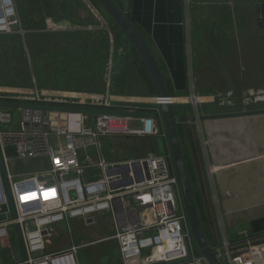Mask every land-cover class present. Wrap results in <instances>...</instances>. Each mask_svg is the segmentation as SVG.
Returning <instances> with one entry per match:
<instances>
[{"label": "built area", "instance_id": "obj_1", "mask_svg": "<svg viewBox=\"0 0 264 264\" xmlns=\"http://www.w3.org/2000/svg\"><path fill=\"white\" fill-rule=\"evenodd\" d=\"M15 32L24 33L16 0H0V35ZM112 74L110 64L104 94L48 91L37 85L10 87L0 81V102L143 111L141 102L122 101L110 93ZM236 96L228 92L213 99L233 105ZM241 97L243 104L264 103V91L249 90ZM122 103L128 106L118 108ZM156 111L158 117L98 115L94 122V116L79 111L0 107L5 168L4 177L0 164V216H6L0 221V249L9 245V227L18 226L26 259L16 257L17 264H64L69 258L77 263V247L44 253L56 224L83 219L88 227L97 224V216L110 215L115 229L112 239L124 264H209L195 249L171 155L124 161H110L105 155L104 140L112 136L167 140ZM132 121L139 126L132 127ZM32 161H47L44 175L15 180V164ZM10 196L16 217H12ZM241 235L245 239L241 245L225 240L223 248H214L219 264H264V238L255 240L247 232ZM159 248L162 253H156Z\"/></svg>", "mask_w": 264, "mask_h": 264}, {"label": "crops", "instance_id": "obj_2", "mask_svg": "<svg viewBox=\"0 0 264 264\" xmlns=\"http://www.w3.org/2000/svg\"><path fill=\"white\" fill-rule=\"evenodd\" d=\"M119 1H121V8H123L125 0ZM259 1H250V5H253L252 7L254 8L252 10L254 18V4ZM17 5L24 33L15 32L0 35V38L13 41V47L10 48L8 46L7 49H9L7 51L11 52L12 55L16 53L20 58L21 64H38L35 60L37 52L43 54L41 60L43 64H68V60H71L74 64H81L84 61H86V64H106V61H108L109 64L114 58L115 44L123 41V45L116 46L121 49V52L120 50L117 51L119 52V57L113 73L115 75L114 82H116V77L120 76L122 82L117 83L121 85L119 92L126 93L130 97L147 100L146 96H149L150 92L147 81L151 79L150 74L141 58V62L133 56H131V60L126 57L127 59L124 58L125 60L121 62V58L126 55L125 51L128 49L129 43L124 41L123 38H114L111 31V18L101 6H96L92 0H17ZM241 5V0H130L128 15L130 21L144 37L156 57L167 84L169 81L174 96L179 98L187 96L193 98L194 96L196 98L206 97L210 99L220 94L231 91L237 92V90L242 89L240 86L242 83L239 84V71V76L234 80V83L230 82L223 85L220 80H217L219 87L213 90L205 91V89L200 87L198 89L195 87L197 76L194 70V64H206L198 78L200 84L206 85L208 81L203 78L207 76L208 78L206 79H210L205 72L207 64H230V69H232L231 64H239L235 62L234 48L237 45L240 47V37H242V29L238 27L242 13ZM258 31L259 33H264L262 29ZM249 36L251 34H248ZM218 54L224 55L220 57ZM30 58H33V60ZM5 60L1 61H4L5 64L10 63ZM79 61L80 63H78ZM125 61H127L126 65H124ZM118 67L122 69L121 74L116 71ZM28 68L33 71L31 66ZM89 69L88 74L80 77V84L65 87L49 86L46 88L41 83L36 82L35 79L32 82L29 81L28 84L21 85L14 84L13 81L2 79L0 81L5 86L10 87L32 88L37 85L38 88L48 91L104 94L107 89L105 66L99 74L91 72V68ZM130 69L134 70L137 76ZM237 84H239L238 87ZM130 97H118V99L127 101L126 99ZM243 121L246 122V120ZM261 123H264V119L256 120L254 129H257L258 126L261 127ZM137 126H139V123H137ZM192 128L187 126V131L185 130L186 133L184 135L190 142L188 148L190 150L188 151L186 148V153L188 152L187 155L195 168V175L198 174V169L200 174L203 175L205 167L209 168L210 164L213 165L211 172L217 170L218 165H220L221 170L229 168L230 165L228 166V163L218 162L215 164L214 158L211 162L209 160L210 153L207 148L212 147L211 144L214 142L212 141V135L215 133L211 126L209 128V123L202 124L201 130L197 128L203 139L205 133L208 136L201 143L196 140L195 132ZM233 131L237 130L234 129ZM259 133H262V131H259ZM159 144L162 149L165 148L164 151L167 150V142L164 145L163 141H159ZM224 144L230 145L226 141ZM247 147L251 148L248 145ZM226 148L228 147L226 146ZM202 149H204L207 160L204 158ZM155 152L150 150L146 154L155 153L154 155H160L163 151ZM256 155L259 156L260 154ZM135 157L139 156L136 155ZM33 165L44 170L48 163L47 161H35ZM214 167L216 168L214 169ZM201 177L203 178V176ZM225 198L227 202L229 199L227 196ZM253 204L247 211L245 209L233 213H228L232 209H228L229 207L225 206L227 227L230 230L238 229L237 234L232 231L235 234L232 241H228L226 236L225 240L235 245H241L245 240L241 235L242 232H247L255 240L264 238V201L254 202ZM69 221L71 220H67V223ZM57 226L58 224H56L55 233L51 238L58 235ZM112 230L114 234L115 229L113 226ZM73 239H70L71 242H69L68 248L62 245L54 246L53 242L48 240L44 253L56 254L68 251L73 247H77L78 250L82 245H77V240L74 241ZM213 244H215V241H213ZM21 257L20 259H22Z\"/></svg>", "mask_w": 264, "mask_h": 264}, {"label": "rangeland", "instance_id": "obj_3", "mask_svg": "<svg viewBox=\"0 0 264 264\" xmlns=\"http://www.w3.org/2000/svg\"><path fill=\"white\" fill-rule=\"evenodd\" d=\"M250 1L255 2L259 0H241L242 13L239 18L238 27L242 29V37H240V47L237 45L234 48L235 62L239 64H231L232 69L229 68L230 64H207L205 72L210 79H206L208 78L207 76L206 78H203L205 81H208L206 82V85H202L198 82L200 72L201 70H203L206 64H194V70L197 76V84L195 85L196 88L199 89L200 87L205 89V91H210L219 87V85H217V80H220L223 85H226L230 82L234 83V80L237 79V77L240 75L239 84L242 83V85H240L242 89H240L239 91L237 90V92L231 91L234 94H237V99L235 98L231 102V104L233 103V105H224L219 102H215L213 98L207 99L206 97H200L197 102L199 111L201 113H221L237 110L241 111L264 108V103L258 105H247L243 104L241 101V96L243 94H246V92H248L249 90L264 91V33H259V28L255 26L253 15L254 13L252 11L254 10V8L252 7L253 5H250ZM16 30H18V28H16ZM248 34H251V36L248 37ZM123 39L124 41H127L129 43V47L127 46L128 49H126L125 51L126 55L121 58V62H123L125 60L124 58L126 57L131 60V56L141 62L140 56L137 55V51L134 50L130 42L126 39V37H124ZM0 40V79L13 81V83L17 85L28 84L29 81L32 82V80L35 79L36 82L41 83V85L46 88H48L49 86L65 87L69 85H78L80 84V77L89 73V68H91V72L99 74V72H102V68L105 66V76H108L109 65L111 64L114 73L117 64V58L119 57V52L117 51L120 50L121 52V49L117 48L116 46H121L124 44L123 41H119V43L115 44L113 52L114 58L109 64L108 61H106V64H86V61L81 64H74L71 60H68V64H43V62L41 61L43 54L37 52L35 54V60L38 64L27 65L21 64L20 58L16 53H14V55H12V53L9 51L8 55H5L3 53L2 47H4V44L7 47L10 46V48H12L13 41L4 38H0ZM223 55L224 54H218V56L220 57H222ZM4 59H6L5 61H8L10 63L5 64L4 61H1ZM30 59L33 60V58ZM78 63H80V61ZM29 66L32 67L33 71H30V69L28 68ZM130 70L133 71L135 76H137L134 70ZM114 76L115 75L112 74L113 80ZM217 77L218 79H216ZM239 84H237V87L239 86ZM113 92L114 90L112 86L110 93L113 95ZM123 94L125 95L113 96L125 98L130 97L127 96L126 93ZM177 98L179 97H175L174 99ZM136 99L138 98H134V102H141L140 105L143 110L153 109V107H155V109L157 110V107L154 105V103L148 100L139 101ZM182 99H184L185 101L181 102ZM176 101H178L175 103H178L177 110L179 112V116L193 115L194 106L192 104L191 96H187L184 98L181 97L180 100ZM122 106L124 108L128 105L122 103L118 108H122ZM187 107L191 108V113L189 114H187V112L185 113ZM259 119H264V116L252 117L251 120L249 119L250 121L248 119H244L247 120L246 122L241 120L243 123L241 121H220L209 124V128L211 126L216 133L220 131L219 133L221 134H219L220 136H218L216 133L212 135L214 137V140L212 141L214 142H212L211 144L212 147L207 148L208 152L210 153V162L214 158L215 164L218 162H222L223 164L228 163V166H236L233 167L234 169H231V167H229L230 169L227 168L225 171L226 174L224 175V171H222L219 167L220 165L217 166V171L214 172H211V168L213 167V165L210 164L209 168L206 166L205 169L203 165V169L205 171L203 175L201 174V176H203L204 178H202L204 182V196L202 197L201 204L203 205L202 207H204L203 217L208 218V221L212 222V228L210 230L208 240L209 242L211 241L210 244L215 249L218 246L223 248L224 241L226 239L225 236L227 237L228 241H232L233 236L235 235L232 233V231H234V233L236 234L238 231V229L230 230L227 227L225 221V206L229 207L228 209H232L229 210L230 212L228 213H233L236 211L238 212L240 210H244L246 208H250L248 206L254 205L251 204L252 202L264 201V171L261 167H258L264 165V161H262L264 160V152L259 156L256 155L260 150H264V123H261V127L258 126L257 129H254V122ZM131 125L132 127H136L137 122L132 121ZM181 125L185 127L184 134L186 133L185 130L187 126L193 127L192 130L195 132V138L197 141H199V143H201L202 140H206V138L208 137L206 133L204 139L201 137L197 129L198 126L195 123H181ZM234 129H236L237 131H233ZM259 131H262V133H259ZM233 132H236L235 135L241 132H247L248 134H250L248 135L246 133L248 143L243 146L238 145L237 143H231L230 145L224 144V142L226 141L224 139V136H230ZM131 137L130 139H125L122 136H112L110 139L104 140V152L106 157L110 161H124L128 159L146 158L152 155L146 154V156L140 157L145 154L146 151H144L143 141H141L140 137ZM189 145L190 142L185 136L184 147L185 149L187 148L188 151L190 150L188 149ZM247 145L251 148H248ZM226 146L228 148H226ZM202 153L205 160H207L204 149H202ZM252 153H254L255 155H251ZM136 155H138L139 157H135ZM200 157L202 162L201 153ZM233 158L237 160L250 161L251 163L241 166L233 165V162L231 161ZM31 164L33 165V161L32 163H16L14 166V170L15 173H17L16 175L18 176H16L15 180H20L22 179V177L27 178L30 176H38L39 178H41V176L44 175V172H46L45 168L44 170H42L36 168L34 165L32 166ZM193 189H195V191L199 193V187L196 184H193ZM226 196L229 199L227 200V202L225 199L224 201L222 200V198ZM69 220L71 221H69L68 223L67 221H64L58 224V226L56 227L58 235H55L56 237L49 239V241L51 240V242H53L52 244L54 246L62 245L68 248L70 244L69 242H71L70 239L74 238V241L77 240V245H82L76 253L77 264H124L121 258L119 245L114 239H112V236H114V234L112 233V226L114 227V223L110 215L97 216V224L88 227H85L86 225L84 224L83 219ZM69 227L71 228V232ZM9 232H12L11 240L8 246L0 249V264H17V261L15 262L14 259L16 257L20 258L22 254L16 228L14 226L9 227ZM213 241H215V244H213ZM21 258L23 259V256ZM130 264H133V262H131Z\"/></svg>", "mask_w": 264, "mask_h": 264}, {"label": "water", "instance_id": "obj_4", "mask_svg": "<svg viewBox=\"0 0 264 264\" xmlns=\"http://www.w3.org/2000/svg\"><path fill=\"white\" fill-rule=\"evenodd\" d=\"M100 6L105 10L111 20L119 27V29L123 32L126 39L130 42L133 48L137 51L138 55L140 56L141 60L143 61L145 67L147 68L150 77L152 79L154 88H155V96L148 97L146 96L147 100L156 99L154 105L157 107L162 122L164 126V130L167 137V143L170 150V155L172 157V162L175 168V172L178 178L179 188L181 192L182 202L184 206V210L187 215L189 229L191 235L194 240V244L196 249L200 255H202L209 264H219V260L217 257V253L215 249L210 244L205 231L204 227L200 218L199 209L197 206L194 189L192 185V181L189 174V169L184 153L183 144L181 141V136L179 132V125L181 123H195L199 130H201L202 124H210L214 122L220 121H243L244 119H250L256 116H264V108H256L250 110H237L231 112H221V113H201L199 111L198 102L195 101V98H192V104L194 106V113L193 115L189 116H179L174 111V106L178 103L172 102L173 97H171L167 82L165 80L164 74L161 70V67L156 60L152 50L150 49L148 43L138 31V29L133 25L128 17V8H129V1L125 0L124 7L121 8L115 0H97ZM256 19L258 25L264 29V2L258 3L256 5ZM127 64V61L124 62V65ZM117 73L121 74L122 69L117 68ZM121 78L120 76L116 77V83H120ZM1 108H25V109H36L42 111H79L85 114H89L94 116V122H96V117L98 115H114V116H122V117H129L133 119H143V118H151L152 114L145 111L139 112H128V111H120V110H101V109H71V108H64V107H57V106H46V105H33V104H17V103H7V102H0ZM247 133V132H246ZM245 132L237 133L233 132L232 135H225L226 142L228 144H238V145H245L247 144V137ZM249 135V134H248ZM236 136V138H235ZM237 140V142H236ZM264 150H260L258 154H262ZM251 155H255L252 153ZM250 156V155H249ZM247 158V157H246ZM245 159V158H241ZM234 160V161H233ZM232 162H235L237 159L233 158ZM251 163V162H250ZM0 164L3 170V174L5 177V168L1 157L0 151ZM247 165L246 163H241L240 165ZM231 169L236 166H229ZM261 167L264 171V165L258 166ZM230 169V168H229ZM225 173V168H223ZM222 170V171H223ZM6 187L8 188L7 182ZM226 200L225 197L222 198L224 201ZM10 207L12 209L13 217H16L14 203L12 197L10 196ZM250 207V206H248ZM248 208H246L247 211ZM250 209V208H249ZM245 210V209H244ZM249 212V211H248ZM246 212V213H248ZM6 216H0V221L5 220ZM17 228V234L19 238L20 248L22 251V256L26 259V252L25 247L22 239L21 232L19 227ZM155 264H164L162 263H155Z\"/></svg>", "mask_w": 264, "mask_h": 264}, {"label": "trees", "instance_id": "obj_5", "mask_svg": "<svg viewBox=\"0 0 264 264\" xmlns=\"http://www.w3.org/2000/svg\"><path fill=\"white\" fill-rule=\"evenodd\" d=\"M116 1V3L120 6V7H122V5H121V2L120 1H118V0H115ZM92 2L96 5V6H100V4L98 3V1L97 0H92ZM128 17H129V15H128ZM129 19H130V17H129ZM110 24H111V31H112V33H113V35H114V38L116 39L117 37H119L118 39H120V38H124L125 36H124V34H123V32L119 29V27L117 26V25H115V23L111 20V22H110ZM9 49V48H8ZM7 49V46L5 45L4 47H2V50H3V53L5 54V55H8V50ZM135 50V49H134ZM137 53V52H136ZM138 55V54H137ZM147 86L150 88V92H149V96L148 97H154L156 94H155V88H154V85H153V83H152V81H151V79H148V81H147ZM167 86H168V88H169V92H170V95H171V97H175L174 96V93H173V91L171 90V86H170V84H169V81H168V84H167ZM121 87V85H119V84H117L116 82H114V84H113V90H114V92H113V94L114 95H125V94H123L122 92H119V88ZM152 108V107H151ZM177 108H178V105H176V106H174V111H175V113L177 114V115H179V112H178V110H177ZM185 108V107H184ZM143 111H145V112H149V113H152V114H154V116H156V117H158L159 115H158V112L156 111V109H155V107H153V109H147V110H143ZM187 112V114H189V113H191V108L190 107H187V110L185 111V113ZM251 119V118H250ZM249 120V119H248ZM247 121V120H246ZM184 125V124H183ZM179 127V132H180V136H181V141H182V144H183V148H184V153H185V157H186V161H187V165H188V169H189V174H190V178H191V181H192V185L193 184H196L198 187H199V193L197 192V191H195V189H194V194H195V198H196V202H197V206H198V209H199V213H200V218H201V221H202V224H203V227H204V231H205V234H206V236H207V238L209 237V233H210V230H211V228H212V222H209L208 221V218H205V217H203V215H204V211H203V209H204V207H202L203 205L201 204V201H202V197L204 196V194H203V187H204V182H203V180H202V177H201V174H200V170L198 169V174L197 175H195V173H194V166H192V163H191V161H190V159H189V157H188V155H187V153H186V149H185V147H184V128L185 127H183L181 124L178 126ZM224 137H226V136H224ZM123 138H125V139H130V137H123ZM131 138H133V137H131ZM135 138H139V137H135ZM225 139V138H224ZM141 141H143V147H144V151H145V154H143V155H146V153L147 152H149L150 150H153L154 152L155 151H163L162 152V154H160V155H166V154H168V155H170V150H169V147H168V143H167V150H165L164 151V145L166 144V140L165 139H161V138H141ZM159 141H163V148L164 149H162L161 148V146H160V144H159ZM225 141V140H224ZM165 142V143H164ZM146 147H147V149H146ZM218 147V146H217ZM155 153H157V152H155ZM154 153V154H155ZM217 154H219V153H217ZM142 155V156H143ZM233 160V159H232ZM231 160V161H232ZM234 161V160H233ZM239 164H241V163H238L237 162V160L235 161V162H233V165H239ZM214 169H215V167H214ZM214 171H217V170H214ZM254 202H252L251 204H253ZM209 239V238H208Z\"/></svg>", "mask_w": 264, "mask_h": 264}, {"label": "bare ground", "instance_id": "obj_6", "mask_svg": "<svg viewBox=\"0 0 264 264\" xmlns=\"http://www.w3.org/2000/svg\"><path fill=\"white\" fill-rule=\"evenodd\" d=\"M6 5H8V2H6ZM134 98H136V97H132L131 99H126V100H130V101H132V102H134ZM193 98H195V101H198L199 99H200V97H194L193 96ZM181 98H177V99H172V102H178V101H176V100H180ZM136 100H139V101H144L145 99H140V98H138V99H136ZM148 101H150V102H155L156 101V99H150V100H148ZM185 100L184 99H182L181 100V102H184ZM190 102V101H189ZM180 103V102H179ZM213 103V102H212ZM257 117V116H256ZM216 133V132H215ZM218 136H220L219 135V132L218 133H216ZM212 138H213V140H214V137L212 136ZM214 146H215V144H214ZM237 162L238 163H246L247 162V164L248 163H250V161H244V160H237ZM168 243L169 242H166V244H165V247L168 245ZM163 252V248H159V249H157L156 250V253H162ZM69 261H66L64 264H77L72 258H69L68 259ZM41 264H46L45 262H42ZM55 264H62V263H55Z\"/></svg>", "mask_w": 264, "mask_h": 264}, {"label": "flooded vegetation", "instance_id": "obj_7", "mask_svg": "<svg viewBox=\"0 0 264 264\" xmlns=\"http://www.w3.org/2000/svg\"><path fill=\"white\" fill-rule=\"evenodd\" d=\"M262 2H264V0H262V1H259V2H257L256 4H255V18H254V23H255V26L257 27V28H259V30H264L263 28H261L259 25H258V22H257V19H256V5L258 4V3H262Z\"/></svg>", "mask_w": 264, "mask_h": 264}]
</instances>
